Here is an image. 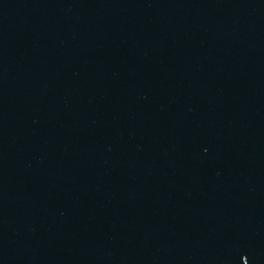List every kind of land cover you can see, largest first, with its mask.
I'll list each match as a JSON object with an SVG mask.
<instances>
[{"label": "water", "instance_id": "water-1", "mask_svg": "<svg viewBox=\"0 0 264 264\" xmlns=\"http://www.w3.org/2000/svg\"><path fill=\"white\" fill-rule=\"evenodd\" d=\"M0 264H264V0H0Z\"/></svg>", "mask_w": 264, "mask_h": 264}]
</instances>
